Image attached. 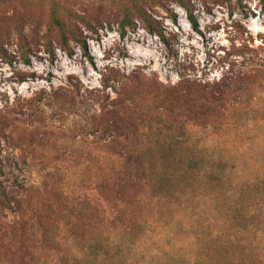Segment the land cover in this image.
Masks as SVG:
<instances>
[{
	"label": "rangeland",
	"instance_id": "1",
	"mask_svg": "<svg viewBox=\"0 0 264 264\" xmlns=\"http://www.w3.org/2000/svg\"><path fill=\"white\" fill-rule=\"evenodd\" d=\"M158 1L0 0V264H264V0Z\"/></svg>",
	"mask_w": 264,
	"mask_h": 264
},
{
	"label": "trees",
	"instance_id": "2",
	"mask_svg": "<svg viewBox=\"0 0 264 264\" xmlns=\"http://www.w3.org/2000/svg\"><path fill=\"white\" fill-rule=\"evenodd\" d=\"M153 2H155L157 5H159V7H161L160 5H162L161 2H159L158 0H151ZM181 7L185 8L187 13H188V19L190 21V23L192 24V27L195 30L199 29V24H198V20L196 19L195 15L193 14V12L191 11L190 6L185 2V0H176ZM133 11L135 13H137V15L148 25H150V20H151V16L150 14L147 12V10L144 8V6L142 5L141 0H134L133 2ZM131 16V12L127 11L126 15L124 17V20L121 22V30L122 33H125V29L126 26L128 25H132V20L130 19ZM53 21H55V26L59 29V31H61L62 36H63V41L65 44L68 43V38H67V34L69 35V40L70 38L74 41H76L79 45H81V48L85 51V53L88 52L89 50V46L87 41L85 40V38H83V36H81L79 30H77L76 27L71 26L70 30H68V28L66 27L65 24L62 23V21L57 17L54 16ZM99 25H101V27H103V24L99 21L98 22ZM87 27L90 30L95 31V27L92 24H88L87 23ZM83 34V33H82ZM0 52L2 53V55H7V51L0 49ZM23 62L25 64H30L31 63V59L30 57H28L27 55L24 54L23 56Z\"/></svg>",
	"mask_w": 264,
	"mask_h": 264
}]
</instances>
